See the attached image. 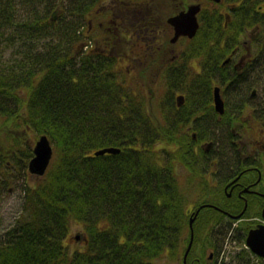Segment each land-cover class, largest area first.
<instances>
[{"label": "trees", "instance_id": "obj_1", "mask_svg": "<svg viewBox=\"0 0 264 264\" xmlns=\"http://www.w3.org/2000/svg\"><path fill=\"white\" fill-rule=\"evenodd\" d=\"M179 1L173 12L185 6ZM220 2L232 3L229 12L203 4L197 34L183 38L177 73L164 79L168 92L159 119L148 94L126 81L116 56L86 47L81 30L90 27L95 0H0V183L17 152L26 154L27 167L34 152L30 133L47 134L54 146L40 182L22 188L23 207L0 239V264H184L190 208L209 200L213 187L203 181L210 162L174 116V92L187 94L181 113H196L198 104L215 110L218 83L239 95L258 87L264 104V76L255 75L264 70V44L247 70L224 63L236 51L247 52L242 36L248 28L264 30L261 0ZM59 3L64 7L52 19ZM153 52L143 54L153 58ZM195 59L201 70L191 65ZM194 128L199 136L215 129ZM178 135L176 152L169 143ZM107 146L121 151L95 154ZM178 154L191 170L184 181ZM200 211L188 264L205 253L221 214L214 207ZM206 215L218 219L204 221ZM74 225L83 246L69 240Z\"/></svg>", "mask_w": 264, "mask_h": 264}, {"label": "flooded vegetation", "instance_id": "obj_2", "mask_svg": "<svg viewBox=\"0 0 264 264\" xmlns=\"http://www.w3.org/2000/svg\"><path fill=\"white\" fill-rule=\"evenodd\" d=\"M226 7L230 10L232 3L226 2ZM146 9L144 5H141L139 11L133 13L132 18L135 14H140L138 20H133L130 16L129 19L128 17L123 18V20L129 21L126 24L129 34L135 31L139 41L145 43L144 48L138 52V57L136 55L137 58H146L143 52L148 48H153L155 52H161L163 49V28L158 26L157 21L148 20ZM113 22L117 25L124 24L118 19ZM170 27L172 28L171 25ZM183 38L188 37L183 35L178 40ZM87 46L89 48V44ZM92 48L95 47L92 46ZM174 49L171 48V50ZM240 51H236V54ZM248 55H251L250 46L239 60L230 57L227 62L241 69L243 66L251 64L253 59L247 58ZM178 56H173L167 64L163 62L164 79L170 75H176ZM195 60L198 62L197 66L200 67L198 59ZM144 61L147 64L150 62ZM216 85H220L225 100L223 112L217 111L213 98L215 110L212 112L208 109L209 104H198L197 107L201 109L196 113L191 111L181 113L182 109L186 108L184 104L187 94L179 90H175L174 94L177 96L182 93L184 100L179 103L174 95L176 101L172 104V110L177 114L178 123L189 127L185 132L191 134L193 141L197 142L196 146L200 148V153H204L205 158L210 162V166L203 172L206 175V178L203 179L204 185L210 183L213 187L209 193L210 198L209 200L205 199V202H200L197 208H190V216L197 213V217L202 208L208 207H214L221 213L219 219L212 218L211 215L204 217V221L208 222L218 220L214 222V230L210 232V237L206 240L205 253L195 255V261H191V264H264V256L259 255L246 244L249 231L264 224V104L261 101L263 95L255 87L250 88L243 95H239L236 91L233 92L234 87L228 89L222 83ZM251 99H258V102L246 101ZM211 118L212 120H209ZM200 125L215 129H209L207 135L200 134L199 136L194 127ZM223 142L226 145L229 143L226 151L217 150L216 153L212 150L217 144L221 149ZM180 169H185L186 174L190 175V169L178 166V172ZM195 198L202 201L200 193ZM242 240H244V246L235 252L234 263L229 259V261L225 260L224 254L220 257V252H224L225 244L239 243ZM242 250L246 251L245 255L238 254Z\"/></svg>", "mask_w": 264, "mask_h": 264}, {"label": "rangeland", "instance_id": "obj_3", "mask_svg": "<svg viewBox=\"0 0 264 264\" xmlns=\"http://www.w3.org/2000/svg\"><path fill=\"white\" fill-rule=\"evenodd\" d=\"M197 1H202L205 6H210L213 8H218L223 10L224 12H229L226 7V2L217 3L214 0H182V4L186 7L188 4L195 3ZM179 0H95V4L92 8V12L90 14V27L87 25L82 28V34H85L86 43H89V47L94 46L99 51L105 52L112 56H116L118 67L122 68L123 74L125 71L126 81L130 85H134L136 88H139L141 91H144L148 94L149 105L154 114H156L159 119L162 117V100L164 96L168 92L166 82L163 78L164 74V66L163 62L167 64L171 58L175 55H179L180 51L186 48L185 40H178L175 43H172L170 40L173 37V28L170 27V24L167 22V18L175 11L179 6ZM144 5L146 9V13L151 14V20H156L158 22V26L163 28L162 35V45L163 49L161 52H153V58H137L138 52H140L141 48H144L145 43L143 41H139L137 35H135V31L129 34L128 27L126 26L129 21L123 20L129 16L132 18L134 12L139 11V7ZM261 5L263 9L261 8ZM64 5L59 3L57 8H54L53 12L57 9L56 16L61 13ZM183 7V8H184ZM259 7L264 11V0H261ZM140 14H135L133 16V20H138ZM227 19V16H225ZM119 22H123L124 24L117 25L113 22V20H117ZM88 23V19H86ZM261 26V25H260ZM253 37V38H252ZM261 37V38H260ZM242 39L246 41L245 47L250 46L251 55H248L247 58L255 59L259 55L258 50L264 44V30L262 26L260 28L250 27L243 34ZM248 41V42H247ZM175 45V46H174ZM143 46V47H142ZM171 48H175L171 50ZM84 49H86L84 47ZM258 53V54H257ZM243 52L237 53L234 58L240 59ZM137 55V57H136ZM143 59V60H142ZM144 60L150 61L147 64ZM264 61V58L261 59ZM191 65L195 66L197 69L201 70V65L198 67V62L190 61ZM151 64V65H150ZM241 67V66H240ZM249 66L245 65L241 69L247 70ZM255 75L260 77L264 76V70H255ZM255 76V77H256ZM262 84L264 81H261ZM258 88V87H257ZM214 90L213 89V98H214ZM259 90V88H258ZM182 94V93H181ZM175 95V94H174ZM178 94L176 99L178 101ZM175 99V101H176ZM215 101V98H214ZM173 108V106H172ZM174 116L177 118V114L175 112ZM181 114V113H180ZM29 142L35 145L36 141L39 137H35V134L30 133ZM0 139H4V135L0 134ZM180 135L176 137L174 142L170 144L173 149H176V152L180 148ZM166 142V141H160ZM166 145V143L164 144ZM239 147V146H238ZM240 148V147H239ZM224 151V149L222 150ZM26 154L17 152L13 158V166L9 169H4L2 172L7 175L5 183H0V239L2 238L4 232L10 228L14 223L13 220L16 215L21 211L23 207V191L22 188L26 182L30 183H39L40 179L43 175H37L29 172L28 167L25 166L26 160L24 162L23 159H26ZM180 157H183L181 154H178V158L180 161L178 162V166L182 167L185 164L181 160ZM190 160L193 159L189 158ZM12 162V161H11ZM2 166L0 167L1 170ZM181 173L179 176L184 181V176L186 175L185 169H180ZM9 173V174H7ZM1 179V176H0ZM9 188V189H8ZM81 233V230L78 226H73L70 234V242L75 246H83L84 243L76 239V235ZM225 242L227 240V234L224 237ZM244 246V240L241 242H232L230 244L224 245V252H220V257L224 254L225 260H231L234 263V255L237 250H240ZM232 252V253H231ZM181 260V257H178ZM228 260V261H229ZM177 264H179L177 262Z\"/></svg>", "mask_w": 264, "mask_h": 264}, {"label": "water", "instance_id": "obj_4", "mask_svg": "<svg viewBox=\"0 0 264 264\" xmlns=\"http://www.w3.org/2000/svg\"><path fill=\"white\" fill-rule=\"evenodd\" d=\"M201 9V3H191L186 8L181 9L179 12L168 17L167 22L172 26L174 32L171 39L172 42H176L180 38V36L183 35L189 38H193L197 34L200 27L198 13L201 11ZM56 14L57 9L53 12L54 18L56 17ZM228 60L229 58L226 59L225 62H227ZM214 98L217 111L223 112L225 109V100L222 96L220 85L215 86ZM183 100L184 95L180 94L178 96L179 103H181ZM120 151V147L107 146L96 150L95 154L101 155L105 153H118ZM53 154L54 148L49 136L47 134L39 136L34 146V155L29 162V169L37 175H44L52 161ZM196 215L197 213L190 218L191 236L188 246L186 247V250L184 252V264H188V254L192 248L195 237L193 223L195 221ZM83 238L84 235L82 233H78L76 235V239L78 240ZM246 242L253 251L258 253L259 255L264 256V224H260L259 226L252 228L248 233Z\"/></svg>", "mask_w": 264, "mask_h": 264}, {"label": "bare ground", "instance_id": "obj_5", "mask_svg": "<svg viewBox=\"0 0 264 264\" xmlns=\"http://www.w3.org/2000/svg\"><path fill=\"white\" fill-rule=\"evenodd\" d=\"M95 4V3H94ZM52 19H56V17L54 18V17H52ZM90 23H91V20H90ZM90 25V24H89ZM51 140V139H50ZM36 144V143H35ZM53 145V144H52ZM35 146V145H34ZM33 146V147H34ZM53 148H54V146H53ZM33 155H34V152H33ZM53 156H54V154H53ZM33 157V156H32ZM31 157V158H32ZM30 158V159H31ZM30 159H29V161H28V163H27V167H28V170H29V172H31V173H33V174H35L34 172H32L30 169H29V162H30ZM53 159V158H52ZM51 164V163H50ZM49 168V167H48ZM48 170V169H47ZM23 201H24V199H23ZM82 239H80L79 241H81Z\"/></svg>", "mask_w": 264, "mask_h": 264}]
</instances>
